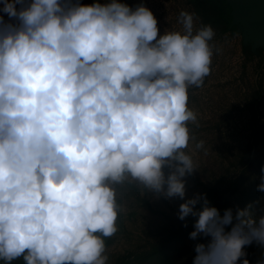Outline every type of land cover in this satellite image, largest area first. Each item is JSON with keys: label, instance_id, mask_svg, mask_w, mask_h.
I'll list each match as a JSON object with an SVG mask.
<instances>
[{"label": "clouds", "instance_id": "9594fccd", "mask_svg": "<svg viewBox=\"0 0 264 264\" xmlns=\"http://www.w3.org/2000/svg\"><path fill=\"white\" fill-rule=\"evenodd\" d=\"M0 11L17 21L0 15V260L107 264L116 185L185 197L197 169L188 89L211 73L215 32L181 11V29L159 34L150 8L121 0H3ZM251 208L233 223L206 195L181 203V220L197 217L190 238L210 237L193 264H250L244 246L264 247V215Z\"/></svg>", "mask_w": 264, "mask_h": 264}, {"label": "rangeland", "instance_id": "374dc122", "mask_svg": "<svg viewBox=\"0 0 264 264\" xmlns=\"http://www.w3.org/2000/svg\"><path fill=\"white\" fill-rule=\"evenodd\" d=\"M236 12L238 0H226ZM92 4L94 0H79ZM100 3L109 0H99ZM133 8L144 4L157 19L159 34L166 29L180 30L179 13L194 14L195 26L209 24L215 36L211 73L202 87L190 86L188 104L197 114L196 122H188L190 137L187 151L197 169L186 175L185 197H165L145 192L141 185H116L117 201L122 211L117 219L118 231L105 238L107 264H193L195 245L207 244L203 234L195 239L197 217L181 220L179 206L185 200L208 189L221 192L222 203L216 207L223 215L249 204L254 216L264 215V192L258 191L261 167L264 166V40L255 44L247 39L257 31L237 18L234 29L222 31L223 25L212 17L206 2L194 0H121ZM3 0H0V8ZM19 7V6H18ZM0 15L9 23H17L6 13ZM237 16V15H236ZM262 30V29H260ZM218 49V51H217ZM204 140V148L195 144ZM168 169L165 168L167 173ZM145 192V194H144ZM196 208L201 207L198 203ZM231 224L226 225V231ZM250 264L264 257V247L253 241L244 246ZM0 264L4 261L0 260ZM11 264H25L22 257Z\"/></svg>", "mask_w": 264, "mask_h": 264}, {"label": "crops", "instance_id": "0c3cea01", "mask_svg": "<svg viewBox=\"0 0 264 264\" xmlns=\"http://www.w3.org/2000/svg\"><path fill=\"white\" fill-rule=\"evenodd\" d=\"M237 18L245 20L243 25H253L257 28L253 36H247L249 41L258 44L264 40V0H238L236 12H233V22L237 21Z\"/></svg>", "mask_w": 264, "mask_h": 264}, {"label": "trees", "instance_id": "16d2710c", "mask_svg": "<svg viewBox=\"0 0 264 264\" xmlns=\"http://www.w3.org/2000/svg\"><path fill=\"white\" fill-rule=\"evenodd\" d=\"M195 2H206L209 8V11L213 18L220 22V24L223 25V32L227 30L234 29L233 25V18H232V7L229 5V3L226 0H194ZM203 195H206L207 200L209 201V204L211 206L218 207L222 201L223 196L221 195V192H218L214 189H208L203 193ZM200 203H203V200L200 201Z\"/></svg>", "mask_w": 264, "mask_h": 264}, {"label": "water", "instance_id": "95a60500", "mask_svg": "<svg viewBox=\"0 0 264 264\" xmlns=\"http://www.w3.org/2000/svg\"><path fill=\"white\" fill-rule=\"evenodd\" d=\"M231 6V4H229ZM232 7V6H231ZM232 18H233V7H232Z\"/></svg>", "mask_w": 264, "mask_h": 264}]
</instances>
